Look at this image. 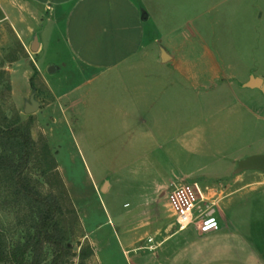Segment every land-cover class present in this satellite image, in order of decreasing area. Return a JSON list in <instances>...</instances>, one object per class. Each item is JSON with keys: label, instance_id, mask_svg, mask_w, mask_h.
I'll list each match as a JSON object with an SVG mask.
<instances>
[{"label": "rangeland", "instance_id": "374dc122", "mask_svg": "<svg viewBox=\"0 0 264 264\" xmlns=\"http://www.w3.org/2000/svg\"><path fill=\"white\" fill-rule=\"evenodd\" d=\"M167 1H173V28L184 35L178 37L187 41V46H193L194 58L208 46L223 63H231L232 73L240 80L245 81L248 73L264 79V0ZM44 15L29 0H0V117L6 118L4 126L29 124L36 148L27 172L43 194L55 195L62 206L60 221L71 246L65 264H159L152 254L163 258V249L171 251V259L161 264H235L229 262L234 257L238 261L247 257L244 264H253L251 244L258 239L264 242V234L259 236L264 231L262 193L246 195L234 203L243 225L242 240L237 237L242 245L235 252L223 242L226 237H200L193 225L179 230L167 200L166 204L165 200L155 203L154 198H148L150 189L144 180L172 168L182 173L238 174V160L264 154L262 92L243 88L240 98H231L227 91L211 98H190L174 82L171 144L141 135L137 120L124 117L121 98H83L77 119L72 112L66 118L56 107L45 109L52 98L36 69L37 59L43 65L59 61L65 58L64 50L55 37L46 39L37 59L30 50V34L42 28ZM58 65L62 69L54 76L66 86L70 81L65 80L61 63ZM28 66L34 98L41 103L31 114L24 112L29 96L21 98L28 89ZM238 101L251 106L258 119L246 114ZM46 152L49 156L45 157ZM234 158L238 160L231 162ZM245 172L247 176L255 173ZM197 175L181 183L215 184L227 178ZM164 184L170 191L180 182ZM258 209L262 213L258 214ZM28 213L24 202L17 200L0 178V238L5 243L22 242L30 224ZM256 219L262 222L258 223L261 231L255 229ZM174 232L182 236L183 244L173 248V239L158 244ZM131 243L137 248L134 251L129 250ZM46 252L48 262L51 251L47 248Z\"/></svg>", "mask_w": 264, "mask_h": 264}, {"label": "crops", "instance_id": "0c3cea01", "mask_svg": "<svg viewBox=\"0 0 264 264\" xmlns=\"http://www.w3.org/2000/svg\"><path fill=\"white\" fill-rule=\"evenodd\" d=\"M29 1L45 14L42 28L35 29L30 34L32 39L29 45L35 33L39 40L34 57L37 59L46 46V39L52 37L57 39L56 44H59L66 54L65 58L59 61L49 60L43 65L37 59L36 63V69L47 88L49 98H52L45 109L56 107L66 118L69 112H72L77 119L76 115L80 114L78 107L83 104V98H121L126 111L124 117L137 120L141 135L152 136L154 140L160 141V144L163 139L164 142L171 144L174 82L180 84L184 91L190 94V98L192 96L211 98L224 91L231 93V98H240L238 94L240 89L246 88L243 84L251 75L255 76L248 73L245 81L240 80L232 73L231 70L234 68L231 63H223L208 46H204L202 54L194 58L193 46H187L188 42L178 37L184 35L178 34L173 28V1H170L172 4L167 0ZM187 32L191 37H195L193 31ZM59 63L65 70V80L70 81L66 86L63 80L54 76L62 69ZM50 64L58 66L57 71L52 74L45 71V66ZM30 67L25 69L28 89L23 92L21 98L30 97L33 92L35 93V87L30 82ZM14 79L13 76V82ZM12 87L15 97L14 83ZM238 103L246 114L258 119L251 106L242 101ZM39 104L41 106V103ZM233 160L236 162L238 158L231 159V162ZM254 171L251 176H247L245 171L230 176L229 173L224 175L211 172L182 173L173 171L172 168L144 181L148 183L145 188L150 189L148 198H154L155 203L165 200L166 204L168 186L164 182L181 183L186 178L195 177L196 174L209 178L227 177L215 184L202 185L209 188L208 197L214 204V212L220 227L218 231L206 234L196 229V235L226 237L223 242L233 246L236 252V248H240L242 240L240 232L243 225L237 205L234 206V203L246 195L254 193L264 195V173ZM225 190H228L226 194ZM153 210L158 209L155 207ZM256 211L259 214L261 209ZM258 221L259 219L254 221L255 229L261 231L258 223L262 222ZM176 233L158 244H166L172 239L173 248L183 244L182 236L180 234L177 236ZM262 234L263 230L259 236ZM259 236H256L257 239ZM130 247L129 250L137 249L132 247V243ZM250 248L255 257V260H252L253 264H264V242L258 239V243L252 242ZM161 251L163 258H160L159 254H152L153 257L157 256L156 261L159 264L171 259L168 256L171 252L169 249ZM176 252L173 251V256ZM238 259L234 257L229 262L244 264L249 261L247 257L244 261Z\"/></svg>", "mask_w": 264, "mask_h": 264}, {"label": "trees", "instance_id": "16d2710c", "mask_svg": "<svg viewBox=\"0 0 264 264\" xmlns=\"http://www.w3.org/2000/svg\"><path fill=\"white\" fill-rule=\"evenodd\" d=\"M4 121L0 117V178L24 202L30 224L22 242L8 245L0 238V264H65L71 246L60 221L62 206L55 195L43 194L27 172L36 148L29 124L4 126ZM47 248L51 251L48 262Z\"/></svg>", "mask_w": 264, "mask_h": 264}, {"label": "built area", "instance_id": "2783aa9c", "mask_svg": "<svg viewBox=\"0 0 264 264\" xmlns=\"http://www.w3.org/2000/svg\"><path fill=\"white\" fill-rule=\"evenodd\" d=\"M208 187L196 181L174 185L166 198L179 230L193 225L200 233L219 230L214 204L208 197ZM151 241V239H150Z\"/></svg>", "mask_w": 264, "mask_h": 264}, {"label": "water", "instance_id": "95a60500", "mask_svg": "<svg viewBox=\"0 0 264 264\" xmlns=\"http://www.w3.org/2000/svg\"><path fill=\"white\" fill-rule=\"evenodd\" d=\"M39 46L38 35L35 33L33 35V41L30 45V50L32 52H37ZM58 66L55 64H50L47 68V72L52 74L56 72ZM246 88H256L259 89L264 95V79L260 77H256L251 75L247 82L243 84ZM39 102L34 98V93L29 97V101L25 103L24 112L27 114H31L39 109ZM246 170H257L264 173V154H254L248 156L244 159L237 161V166L235 169V173H241ZM106 184L104 185L105 188ZM103 188V189H104Z\"/></svg>", "mask_w": 264, "mask_h": 264}]
</instances>
